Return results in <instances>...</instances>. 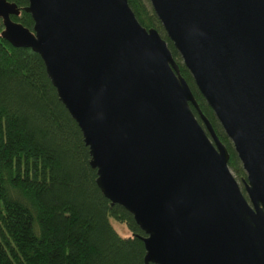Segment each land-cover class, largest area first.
Instances as JSON below:
<instances>
[{"label":"water","instance_id":"1","mask_svg":"<svg viewBox=\"0 0 264 264\" xmlns=\"http://www.w3.org/2000/svg\"><path fill=\"white\" fill-rule=\"evenodd\" d=\"M27 1L32 30L0 0V37L42 59L98 189L144 235V264H264V0H149L242 188L167 42L127 0Z\"/></svg>","mask_w":264,"mask_h":264},{"label":"trees","instance_id":"2","mask_svg":"<svg viewBox=\"0 0 264 264\" xmlns=\"http://www.w3.org/2000/svg\"><path fill=\"white\" fill-rule=\"evenodd\" d=\"M6 1L19 10L12 21L32 30L33 21L23 11L28 1ZM127 1L140 25L157 30L167 42L202 114L229 153V169L244 177L231 142L149 0ZM89 162L81 131L59 101L40 56L0 37V264H144L143 233L127 211L104 198ZM116 222L130 236H121Z\"/></svg>","mask_w":264,"mask_h":264},{"label":"rangeland","instance_id":"3","mask_svg":"<svg viewBox=\"0 0 264 264\" xmlns=\"http://www.w3.org/2000/svg\"><path fill=\"white\" fill-rule=\"evenodd\" d=\"M180 62L182 63L181 58H180ZM231 172H232V171H231ZM243 172H244V171H243ZM232 173H233V172H232ZM244 174H245V173H244ZM233 175H234L235 179L238 181L239 185H240L241 188H242V182H241V180L245 179L246 176H244V177H242V178H239L236 174L233 173ZM114 226H115V229L118 231V233H119L121 236H130L129 232L125 229L124 226L120 225V224L117 223V222L114 224Z\"/></svg>","mask_w":264,"mask_h":264}]
</instances>
